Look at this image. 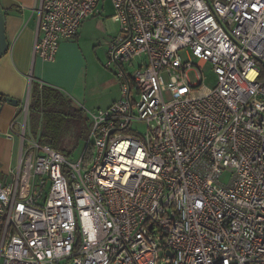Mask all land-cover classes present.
I'll list each match as a JSON object with an SVG mask.
<instances>
[{"label":"built area","instance_id":"1","mask_svg":"<svg viewBox=\"0 0 264 264\" xmlns=\"http://www.w3.org/2000/svg\"><path fill=\"white\" fill-rule=\"evenodd\" d=\"M104 1L40 0L33 58L53 61ZM109 1L120 98L84 109L83 169L27 136V96L0 264H264V0Z\"/></svg>","mask_w":264,"mask_h":264},{"label":"crops","instance_id":"2","mask_svg":"<svg viewBox=\"0 0 264 264\" xmlns=\"http://www.w3.org/2000/svg\"><path fill=\"white\" fill-rule=\"evenodd\" d=\"M39 2L40 0H0L5 40L8 44L7 52L0 57V96L3 97L0 100V174L3 175L16 162L13 139H8L6 134L12 122L20 119L18 113L26 101L28 89L30 92L31 82L59 89L82 109H85L84 102L91 92L87 61L80 43L84 21L74 38L60 41L53 61L46 62L37 56L33 58ZM98 8L100 9L99 6ZM112 68L109 70L115 74L116 67ZM119 97L120 89L116 100ZM7 98L17 103L13 105Z\"/></svg>","mask_w":264,"mask_h":264},{"label":"rangeland","instance_id":"3","mask_svg":"<svg viewBox=\"0 0 264 264\" xmlns=\"http://www.w3.org/2000/svg\"><path fill=\"white\" fill-rule=\"evenodd\" d=\"M99 7L101 9L99 14L84 21V29L80 40L81 48L84 51V57L87 61L89 79L91 80V92L88 94L89 97L87 101L84 102V108L89 111L104 109L111 101L118 98L120 89V81L115 77V74L109 70L113 69L111 67L112 65L109 68L105 65L108 60V46L110 42L115 40L120 34L119 24L111 19L114 10L109 0L99 4ZM180 55L183 60H186L184 50L180 51ZM191 60L193 64H197L198 62L195 57H191ZM128 69L131 70V67ZM201 72L204 85L207 87L214 86L215 77L212 73L211 65L204 64L201 68ZM188 78L192 83L198 81L193 71L188 73ZM165 97L168 98L167 93ZM84 114L86 121L84 120V129H82L80 137H75L73 130H69L68 133L62 134L53 146L49 144L55 148V150L61 152L70 163H77L86 149L91 118L86 112ZM18 116H20V119L23 118L21 110ZM26 118L27 136L31 139L40 140L41 133L45 130V122L40 113H26ZM137 128H140V131H142L141 125ZM13 143V155L16 158L18 155L19 139L15 137ZM0 178L6 181L9 179V176L5 178V175L0 174Z\"/></svg>","mask_w":264,"mask_h":264},{"label":"trees","instance_id":"4","mask_svg":"<svg viewBox=\"0 0 264 264\" xmlns=\"http://www.w3.org/2000/svg\"><path fill=\"white\" fill-rule=\"evenodd\" d=\"M33 112L40 113L45 122V130L40 137V141L44 144L53 146L56 140L69 130H73L75 137H80L84 129V120L86 121L84 109L57 88L31 82L28 114ZM90 161L91 150L87 145L82 153V168L86 169Z\"/></svg>","mask_w":264,"mask_h":264},{"label":"water","instance_id":"5","mask_svg":"<svg viewBox=\"0 0 264 264\" xmlns=\"http://www.w3.org/2000/svg\"><path fill=\"white\" fill-rule=\"evenodd\" d=\"M8 50V44L6 43L5 40V34H4V17L0 9V57L4 55ZM29 98V95H28ZM2 99V96H0V100ZM7 101L10 102L11 104L15 105L17 102L12 99H8ZM1 111V108H0Z\"/></svg>","mask_w":264,"mask_h":264}]
</instances>
